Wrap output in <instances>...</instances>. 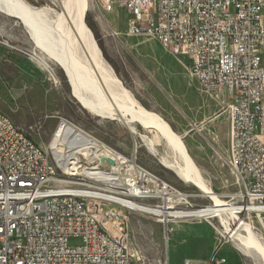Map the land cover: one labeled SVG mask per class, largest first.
Returning a JSON list of instances; mask_svg holds the SVG:
<instances>
[{"label": "built area", "instance_id": "2783aa9c", "mask_svg": "<svg viewBox=\"0 0 264 264\" xmlns=\"http://www.w3.org/2000/svg\"><path fill=\"white\" fill-rule=\"evenodd\" d=\"M92 1L105 14L123 13L126 35L154 38L187 63L206 92L228 100L222 160L238 190L218 196L234 211L193 208L192 195L135 161L140 176L111 169L112 183L100 178V170L115 165L111 158L113 165L98 159L69 170L59 163L58 177H50L54 149L37 146L0 112V264H171L168 257L148 259L131 242L129 213H142L143 207L165 211L166 217L144 213L165 226L171 213L205 222L217 233L218 247L240 222L264 241V0ZM65 124L70 123L59 117L57 127ZM64 174H71V188H64ZM181 264H225V259L215 252L206 262Z\"/></svg>", "mask_w": 264, "mask_h": 264}, {"label": "rangeland", "instance_id": "374dc122", "mask_svg": "<svg viewBox=\"0 0 264 264\" xmlns=\"http://www.w3.org/2000/svg\"><path fill=\"white\" fill-rule=\"evenodd\" d=\"M24 1L32 7L60 13L55 0ZM125 20L123 13L105 14L92 0H87L84 24L92 33L103 60L122 86L140 106L165 121L176 135H185L183 143L205 185L216 195H229L237 191L234 176L222 160L227 156L229 124L224 103H228V100L206 92L189 75L187 63L173 58L154 38L126 35ZM75 38H78L80 54L85 57L82 48L87 45H82L77 34ZM32 50L33 44L26 28L15 19L0 15V112L23 131L30 141L48 151L58 118H63L118 155L133 157L138 166L159 176L178 192L192 195L190 203L193 208L211 205L200 190L180 181L159 164L164 144L157 133L132 124L137 134L151 138L159 150V154L154 155L140 143L137 135L130 134L119 119L99 118L85 111L72 98L63 72L53 66L54 81L33 60ZM129 214L127 230L131 242L139 245L148 259L165 258L169 254L170 261L177 262L186 257L197 259L205 255L199 261L206 262L210 257L209 251L214 247V253L221 247H227L236 255L237 264H252L238 253L230 239L218 247V235L213 230L210 231L213 236L202 251L200 244L182 246L171 242V234L168 233L166 237V228H172L173 223L169 222L165 226L156 223V218L148 214ZM175 221L207 225L203 221L191 219H173ZM182 230L192 234V228L183 227ZM217 255L225 259V264H230L226 256Z\"/></svg>", "mask_w": 264, "mask_h": 264}, {"label": "bare ground", "instance_id": "6f19581e", "mask_svg": "<svg viewBox=\"0 0 264 264\" xmlns=\"http://www.w3.org/2000/svg\"><path fill=\"white\" fill-rule=\"evenodd\" d=\"M55 1H57L60 13L32 7L24 0H0V15L15 19L26 28L33 44L31 53L33 60H36L54 81L56 80L53 66L58 67L67 79L72 98L85 111L99 118L119 119L130 134L137 135L140 143L154 155H158L159 150L151 138L137 134L132 124L135 123L143 130L157 133L164 144V151L159 156V164L172 172L180 181L200 190L213 203L207 212L233 213L234 208L228 207L205 185L183 143L185 135H176L157 114L140 106L103 60L92 33L83 21L87 10V0ZM76 34L82 45H87L86 48L82 46L85 57L80 54ZM195 130L198 131L197 127ZM134 144L136 146V143ZM49 145L54 149L56 157L52 158L53 160L48 158L50 177H58L61 163L69 170L72 166L75 168L74 164L80 168L102 157L111 158L115 162L113 168L100 170V178H105V183L113 181L111 169L141 175L133 157L125 158L118 155L70 124L59 125ZM57 152L60 154L57 155ZM102 166L106 167L105 164ZM63 186L71 188V174L63 175ZM132 193L137 195L139 191L134 189ZM143 208L142 213H151L160 217L167 216L165 211H151L148 207ZM170 216L173 217L169 221L174 224L173 227H178L173 219L187 217L186 212L171 213ZM162 221L167 223L165 218ZM228 234L241 256L252 264H264V241L255 234L248 223L240 222L238 228L232 234L230 232Z\"/></svg>", "mask_w": 264, "mask_h": 264}, {"label": "crops", "instance_id": "0c3cea01", "mask_svg": "<svg viewBox=\"0 0 264 264\" xmlns=\"http://www.w3.org/2000/svg\"><path fill=\"white\" fill-rule=\"evenodd\" d=\"M175 224H178V227H169L167 228L166 237L168 238V233L171 234L169 237V240L171 242H175L176 244H182V246H189V245H202V251L205 249V244L209 242L212 233L210 232L213 230L208 224L203 226L199 222H185V221H175ZM183 227H189L192 228V234L185 233L182 228ZM214 232V230H213ZM206 236V237H205ZM208 238V239H207ZM216 250V247H214L211 251H209V256L211 257ZM226 256L227 263L230 262V264H237L236 255L234 252L227 247H221L219 251L216 252V254ZM205 256V255H204ZM204 256L197 259H191V258H184L182 261L172 262L170 261V256L168 254V260L171 264H181L183 261H191V262H200L199 260L204 259ZM218 256V255H217ZM209 257V258H210ZM221 257V256H219ZM222 258V257H221Z\"/></svg>", "mask_w": 264, "mask_h": 264}, {"label": "water", "instance_id": "95a60500", "mask_svg": "<svg viewBox=\"0 0 264 264\" xmlns=\"http://www.w3.org/2000/svg\"><path fill=\"white\" fill-rule=\"evenodd\" d=\"M104 161H106L110 165H113L114 164V162L111 159L106 158V157H102L101 158V162H104Z\"/></svg>", "mask_w": 264, "mask_h": 264}]
</instances>
